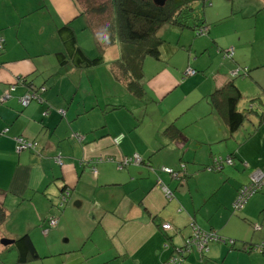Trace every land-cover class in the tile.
Masks as SVG:
<instances>
[{"label": "crops", "instance_id": "obj_1", "mask_svg": "<svg viewBox=\"0 0 264 264\" xmlns=\"http://www.w3.org/2000/svg\"><path fill=\"white\" fill-rule=\"evenodd\" d=\"M223 3L204 4L208 37L163 27L160 59L145 61L140 101L112 73L119 46L103 66H59L58 30L71 23L79 43L87 24L76 0H0V133L7 132L0 135V241L29 235L38 253L19 263L18 252L0 244V264H170L192 224L237 246L212 244L185 264H226L241 247L251 264H264V254L251 250L264 244V189L233 210L239 190L264 169V51L249 57L257 40L238 29L227 38L213 32L242 12L239 2ZM251 7L262 12L264 3ZM92 40L87 53L98 56L95 34ZM231 82L246 115L233 135L211 104ZM149 132L162 133L149 139ZM20 138L38 151H19ZM136 155L140 163L132 162ZM218 158L234 166L210 172ZM165 225L172 229L164 233Z\"/></svg>", "mask_w": 264, "mask_h": 264}, {"label": "trees", "instance_id": "obj_2", "mask_svg": "<svg viewBox=\"0 0 264 264\" xmlns=\"http://www.w3.org/2000/svg\"><path fill=\"white\" fill-rule=\"evenodd\" d=\"M79 2L76 0L80 8ZM209 2L210 0H168L166 4L158 5L154 0H107L104 6L98 10L90 7L94 14L105 15L106 12L110 14L104 26L92 24L89 21L88 13L80 8L81 16L87 22L82 31H90L95 34L100 56L88 57L78 43L77 31L70 23L58 30L63 44V51L56 54L58 64L60 67L71 65L77 69H94L106 63V59L103 57L106 49L119 46V57L111 65L112 73L135 99L142 101L146 96L145 61L147 58L160 59L164 39L160 38L159 34L163 27L169 25L182 31H193L198 38L207 37L205 14L197 7V4L204 3L207 6ZM242 97L234 82L225 85L212 96V107L225 120L232 135L246 121V115L238 111ZM251 109L248 111H253ZM172 132H177V130L173 129ZM233 166L234 164L230 167ZM185 171L186 168L181 169V172ZM250 200L243 209L239 210V213L245 209ZM5 219V208L0 206V225L5 222ZM2 240L0 241L1 245ZM227 242L232 250H236L237 243L226 239L225 243ZM231 242L233 243L231 244ZM12 246L18 252L19 263L38 258L37 250L29 235L18 239ZM183 247L184 245L178 248V252ZM253 249L264 254V244L260 248H251L252 251ZM246 252L249 251L246 250ZM189 256H186L184 264Z\"/></svg>", "mask_w": 264, "mask_h": 264}, {"label": "rangeland", "instance_id": "obj_3", "mask_svg": "<svg viewBox=\"0 0 264 264\" xmlns=\"http://www.w3.org/2000/svg\"><path fill=\"white\" fill-rule=\"evenodd\" d=\"M79 1H80L79 3H80L81 10L88 13L89 21L92 24H96L97 26H104V24L106 23L110 14L109 13L107 14V12L105 15L94 14L90 7L92 6L98 10L102 6H104V4L107 2V0H79ZM229 1L230 0H210L209 4L210 3H219V2L228 3ZM234 2H239L242 5V9H240L242 12H240V15L235 14V16L240 18V19L237 18L238 21L232 20V19H227L224 21V23L222 25H220L218 27H213V32L219 34V36H221V37L224 36L227 38L230 36L231 33L235 34V31L237 29L242 31L245 35V39H247L248 42H255L257 40L256 44L254 43L253 45H251V44L249 45V50H248L249 51L248 52L249 57L250 56H257L259 53L264 51V40H260V36H264V29L258 28V30L256 32L255 28L261 26L262 22L264 21V12H263L264 10H262V12H260L259 10L254 11V10H252L251 4H253V2L264 3V0H233V1H231V4ZM226 3H223V4H226ZM209 4L207 6H209ZM197 7L199 9H201L202 11H204L205 16L207 18V14H206L207 7L204 5V3H198ZM94 15H95V17H94ZM243 17H245L246 19L241 20ZM239 24L241 25V27H239ZM77 29H79V28H77ZM78 31H80V30H78ZM254 34H256L257 36H255ZM79 44L85 50L88 57L95 58V57L100 56V53L98 56H90L87 53V52L94 53V49L96 47L95 42L92 40V33L90 31H84V32L80 31L79 32ZM105 51H106L105 54H103V57H105V59L114 57V53L116 52L115 49H113L114 53L110 52L111 51L110 48L106 49ZM91 55H95V54H91ZM149 133H150V136H148V138L153 139L156 135L158 137H160L159 134H161L162 132H149ZM191 228H192V225H191ZM192 230H193V228H192ZM207 232H210V231H207ZM193 233L194 232H192V234ZM224 240L226 242V239L223 237V242H224ZM225 244L229 245L228 242ZM240 246L241 245L238 244V248ZM242 249H243V247H241V249H240L241 251H239V252L232 251L231 254L229 255V258H227V260H226V264H249L250 260L248 261L247 257H245L243 255L245 252H243ZM11 250H13L15 256H17L15 247L11 246ZM250 264H251V262H250Z\"/></svg>", "mask_w": 264, "mask_h": 264}, {"label": "built area", "instance_id": "obj_4", "mask_svg": "<svg viewBox=\"0 0 264 264\" xmlns=\"http://www.w3.org/2000/svg\"><path fill=\"white\" fill-rule=\"evenodd\" d=\"M233 51L231 50V52L228 53V55L230 57L234 56L233 55ZM196 72L193 70H190L188 72V75H195ZM9 100V96H6L3 99V102H7ZM30 99H25L23 100L22 104L23 106H27L29 103ZM7 132L4 131L2 133H0V135H5ZM122 138H118L116 141V143L121 142ZM18 150L19 151H32V152H36L39 149V144L38 143H28L26 142L24 139H18ZM132 162H136V163H140V161L142 160L140 156L136 155L133 157V159H131ZM60 160H58L59 162ZM234 164L233 160L231 158H218L215 160L214 162V167H209L208 170L210 172H219L223 169L224 166H232ZM182 168H185V166H183ZM216 170V171H215ZM163 172L172 175L174 178H178V175L176 172H174L173 170H170L168 168H163L162 170ZM164 188V185H161ZM264 187V169L262 170H257L255 171L250 179L249 184L245 185L241 190H240V194L237 198V201L234 204V211L235 212H239V210L243 209V207L247 204V202L253 197L256 196L257 194H259L262 189ZM164 194L166 195V197L168 199H171V192L165 187V189L163 190ZM68 197H69V191H66L63 195H62V199H61V207H64L65 204L68 201ZM192 228H193V234L191 235V237H189L184 244V247L182 249L179 250V256L178 259L170 264H184L185 258L188 255H191L193 252L199 253V254H205L206 252H209L210 246L213 243H222L223 242V238L220 237L217 233H213V232H207L204 231L203 229H201L199 226L192 224ZM164 232H169L172 229L171 225H165L162 227ZM225 243V240L224 242ZM233 242H231L232 244ZM169 264V263H167Z\"/></svg>", "mask_w": 264, "mask_h": 264}, {"label": "water", "instance_id": "obj_5", "mask_svg": "<svg viewBox=\"0 0 264 264\" xmlns=\"http://www.w3.org/2000/svg\"><path fill=\"white\" fill-rule=\"evenodd\" d=\"M167 1L168 0H155V2L158 5H164V4H166ZM230 1H233V0H230ZM1 243H2L3 246L8 247V246L14 245L15 244V241L8 240V239H3Z\"/></svg>", "mask_w": 264, "mask_h": 264}, {"label": "flooded vegetation", "instance_id": "obj_6", "mask_svg": "<svg viewBox=\"0 0 264 264\" xmlns=\"http://www.w3.org/2000/svg\"><path fill=\"white\" fill-rule=\"evenodd\" d=\"M155 1V0H154Z\"/></svg>", "mask_w": 264, "mask_h": 264}]
</instances>
